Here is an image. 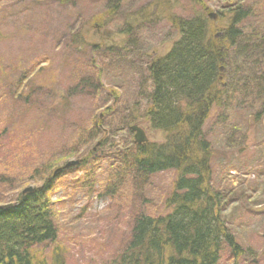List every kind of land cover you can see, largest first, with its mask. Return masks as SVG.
Here are the masks:
<instances>
[{
  "label": "rangeland",
  "instance_id": "1",
  "mask_svg": "<svg viewBox=\"0 0 264 264\" xmlns=\"http://www.w3.org/2000/svg\"><path fill=\"white\" fill-rule=\"evenodd\" d=\"M0 1H5L3 12H8L2 16L7 18L0 27V205L5 206L13 204L27 188H40L67 162L86 157L98 143L106 139L120 143L128 133H116L119 129L111 133L112 125L113 131L120 123L113 120L114 112L133 107L139 100L146 64L150 58L167 53L178 36L166 21L152 24L144 14L135 17L152 0H125L117 18L106 15L108 0H74L63 6L56 0H40L43 5L31 12L27 8H10L13 14H20V19L34 12L35 20L15 24V16H10L5 7L16 0ZM23 1L22 5L28 7L32 0ZM224 2L204 0L207 15H212L210 21L216 26L228 23ZM254 2L246 0V4ZM193 10L189 3L181 1L175 13L190 17ZM254 10L256 17L244 25L247 33L264 31V0H257ZM128 25L134 27L132 33ZM78 34L87 43L84 49L74 46ZM94 45L101 49L92 48ZM117 48L121 52L117 53ZM255 59L247 63L249 69ZM221 69L222 77L227 79L235 74L231 68L227 73L225 67ZM258 69L264 71V58ZM243 75L241 71L239 76ZM93 81H98L102 94L96 96L83 86L96 87ZM237 105L241 108L242 102ZM109 108L114 109V114L106 116ZM237 111L240 112L232 114L228 123L214 114L204 133L215 151L214 187L231 202L224 216L241 246L248 250L237 264H263L264 119L258 127L251 112L247 119L246 111ZM237 124L245 137L230 139L229 128ZM96 125L101 134L94 138ZM139 126L150 141H163L161 132L148 129L143 122ZM87 138L92 141L85 145ZM255 145L261 146L254 148ZM245 149L254 155L239 153ZM100 151L98 147L96 159L101 157V161L95 162L93 190L88 183L73 182L83 177L81 170L54 181L51 201L59 228L58 245L67 253L66 264H104L122 252L136 216L168 213L164 204L173 191L175 171L151 177L146 187L127 179L116 188L115 168L107 167L118 160L122 150L103 149L101 155ZM52 248L53 245L49 250L40 247L46 254ZM219 264H235V260L226 251Z\"/></svg>",
  "mask_w": 264,
  "mask_h": 264
},
{
  "label": "trees",
  "instance_id": "2",
  "mask_svg": "<svg viewBox=\"0 0 264 264\" xmlns=\"http://www.w3.org/2000/svg\"><path fill=\"white\" fill-rule=\"evenodd\" d=\"M73 1L56 0L60 6L71 5ZM181 1L194 8L190 17L175 13ZM4 2L0 1V27L7 18L2 16L8 14L3 12ZM23 2L16 0L5 7L11 12L10 16L16 18L13 24L35 20L34 12L20 19L17 17L20 14H13L10 8H27L31 12L42 4L40 0H32L30 6L25 7ZM124 2L108 0L106 15L117 18ZM222 6L228 8V23L224 26L210 21L204 0H152L142 9V14L135 16L144 14V19L152 24L166 21L178 40L164 55L150 58L138 90L139 100L133 107L115 112L113 108L107 110L106 116L114 112L113 120L120 122L113 131L112 125L111 133L119 129L116 133L128 135L118 144L107 139L101 142L100 155L103 149L122 150L117 155L118 160L107 167L115 168L113 183L116 188L123 186L127 179L146 187L151 177L167 171H175L177 177L164 204L168 213L159 217L136 216L122 252L104 264H219L226 251L237 264L248 253L224 216L231 202L214 187L215 151L205 136L204 127L214 114L228 123L232 114L240 112L237 110L246 111L247 119L251 112V119L260 126L264 119V71L258 68L264 58V31L247 33L244 27L256 17L257 0L252 5L246 4V0H225ZM127 28L132 33L134 27L128 25ZM73 43L77 50L87 46L80 34L75 36ZM246 43L248 48L243 47ZM92 48L100 50L101 46ZM119 52L121 48H117ZM239 58L241 63H238ZM254 58L253 67L249 69L247 63ZM222 67L226 68V73L231 68L235 74L228 79L222 77ZM241 71L245 75L240 77ZM94 84L96 87L91 86L93 84L83 86L96 96L102 94L98 81ZM240 101L242 106L238 108ZM140 122L154 132H161L163 141L134 145L130 127ZM238 127L237 124L229 128L230 139L242 137L243 132ZM99 134L101 129L96 125L92 135L95 138ZM89 141L92 138H87L84 144ZM239 153L254 155L248 149ZM96 156L97 151L93 150L86 157L82 156L85 160L78 170L83 172V177H76L74 183L84 182L91 190L95 188V162L101 161V157L96 159ZM55 187L54 182H45L33 193L16 196L12 208L0 209V264H66L67 253L58 245L59 228L55 221V204L51 201ZM52 245L49 254L40 249L49 250ZM260 260L264 264V248Z\"/></svg>",
  "mask_w": 264,
  "mask_h": 264
},
{
  "label": "water",
  "instance_id": "3",
  "mask_svg": "<svg viewBox=\"0 0 264 264\" xmlns=\"http://www.w3.org/2000/svg\"><path fill=\"white\" fill-rule=\"evenodd\" d=\"M131 131L133 133H135V144L142 145L143 143L148 142V138H147L145 131L142 128H140L139 126H132ZM79 164H80V161H71V162L67 163V165L64 167V169H69L71 167L78 166ZM33 191H34V189L30 187V188L26 189L24 191V193L33 192ZM9 207H11V206H0V209H6Z\"/></svg>",
  "mask_w": 264,
  "mask_h": 264
},
{
  "label": "flooded vegetation",
  "instance_id": "4",
  "mask_svg": "<svg viewBox=\"0 0 264 264\" xmlns=\"http://www.w3.org/2000/svg\"><path fill=\"white\" fill-rule=\"evenodd\" d=\"M64 175V172L63 173H60L57 177H56V179H58L61 175ZM49 182V181H48Z\"/></svg>",
  "mask_w": 264,
  "mask_h": 264
},
{
  "label": "bare ground",
  "instance_id": "5",
  "mask_svg": "<svg viewBox=\"0 0 264 264\" xmlns=\"http://www.w3.org/2000/svg\"><path fill=\"white\" fill-rule=\"evenodd\" d=\"M224 253H225V252H224ZM224 253H222V255H223ZM222 255H221V258H222Z\"/></svg>",
  "mask_w": 264,
  "mask_h": 264
}]
</instances>
